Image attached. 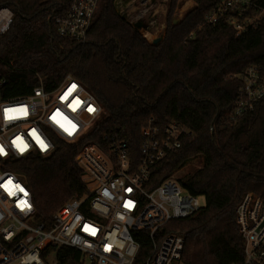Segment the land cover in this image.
<instances>
[{"label":"trees","instance_id":"obj_1","mask_svg":"<svg viewBox=\"0 0 264 264\" xmlns=\"http://www.w3.org/2000/svg\"><path fill=\"white\" fill-rule=\"evenodd\" d=\"M191 1L193 9L179 24L168 23L161 42L152 46L121 19L114 0H101L84 44L55 32L53 18L63 13L68 0H0V9L12 12V24L0 36L4 96H28L39 84L51 91L69 76L104 112L80 141L56 139L49 156L18 162L14 171L31 193L37 223L48 225L68 199L85 191L74 163L83 146L102 147V134L123 131L129 155L137 160L141 127L149 119L158 126L175 121L190 136L153 167L148 189L197 159L200 167L177 183L202 198L204 206L189 218L170 222L163 233L183 237V264L242 263L235 210L247 193L264 199V105L258 103L236 123L226 115L240 86L237 76L250 66L264 73V21L236 36L223 22L203 25V16L218 0ZM175 7L176 0H169V15ZM133 237L139 244L136 262H141L149 251L148 234L137 231ZM55 261L81 264V255L61 248Z\"/></svg>","mask_w":264,"mask_h":264},{"label":"built area","instance_id":"obj_2","mask_svg":"<svg viewBox=\"0 0 264 264\" xmlns=\"http://www.w3.org/2000/svg\"><path fill=\"white\" fill-rule=\"evenodd\" d=\"M100 2L68 0L63 13L53 18L57 36L84 44ZM153 3L142 0L130 24L143 22L142 30H147L146 15ZM263 21L264 0H218L202 23L223 22L240 36ZM11 24L12 12L1 8L0 36ZM237 78L240 86L226 115L232 123L253 112L258 103L264 105L261 67L250 66ZM6 83L0 73V264H56V250L61 248L78 251L81 264H183V237L164 234L163 229L172 221L195 215L204 203L172 178L153 189L148 185L153 167L180 149L189 130L175 121L158 126L149 119L140 129L137 160L129 155L123 131L102 134V147L87 144L74 159L85 191L68 199L48 225L37 223L31 193L14 171L18 162L32 155L49 156L56 139L80 141L99 124L104 112L69 76L51 91L39 84L28 96L16 98L4 96ZM235 219L242 239L241 264H264V199L245 194ZM137 231L147 232L149 239L148 254L141 262H136L139 244L133 232Z\"/></svg>","mask_w":264,"mask_h":264},{"label":"rangeland","instance_id":"obj_3","mask_svg":"<svg viewBox=\"0 0 264 264\" xmlns=\"http://www.w3.org/2000/svg\"><path fill=\"white\" fill-rule=\"evenodd\" d=\"M141 1L142 0H114V6L120 16H127V21L130 23L139 14V10L141 9L139 3ZM168 3L169 0H154L153 7H151L150 11L146 15V21L150 23V25L147 30L144 31L140 29L138 32L148 43L160 36L163 38L168 23L172 24V22L175 21V25L179 24L184 19L185 15L194 7L191 0H176V7L173 10V13L169 15ZM186 3L188 6L186 8H182ZM199 167V160L192 159L188 161L180 170L173 173L169 178L176 181L179 179H185ZM199 199L201 204H203L202 198Z\"/></svg>","mask_w":264,"mask_h":264},{"label":"water","instance_id":"obj_4","mask_svg":"<svg viewBox=\"0 0 264 264\" xmlns=\"http://www.w3.org/2000/svg\"><path fill=\"white\" fill-rule=\"evenodd\" d=\"M152 2H154V0H152ZM121 19H122V20H127V16H126V15H123V16H121ZM175 23H176L175 21L172 22L173 25H175ZM132 27H133L134 29H136V30L139 31L140 29H145L146 25H145L143 22L137 21V22H135V23L132 24ZM161 40H162V36H160V37L157 38V39L152 40V41L150 42V44H151L152 46H156L158 43L161 42Z\"/></svg>","mask_w":264,"mask_h":264},{"label":"snow or ice","instance_id":"obj_5","mask_svg":"<svg viewBox=\"0 0 264 264\" xmlns=\"http://www.w3.org/2000/svg\"><path fill=\"white\" fill-rule=\"evenodd\" d=\"M32 135H33V136H36L35 132H33ZM36 138H37L38 143H40L41 148H42V149L45 148L46 145L43 143V141L40 140L39 137H36ZM18 139H19V138H18ZM14 143H15V142H14ZM18 147H19V145H18ZM24 147H26V145H25ZM20 150L23 151L24 148L22 147ZM0 153H2V149H0ZM9 183H11V181H9ZM21 191H23V189H21Z\"/></svg>","mask_w":264,"mask_h":264},{"label":"bare ground","instance_id":"obj_6","mask_svg":"<svg viewBox=\"0 0 264 264\" xmlns=\"http://www.w3.org/2000/svg\"><path fill=\"white\" fill-rule=\"evenodd\" d=\"M188 6V4L186 3L182 8H186Z\"/></svg>","mask_w":264,"mask_h":264}]
</instances>
